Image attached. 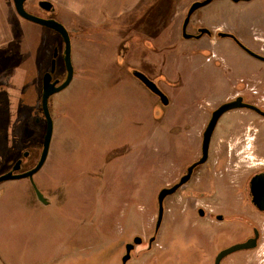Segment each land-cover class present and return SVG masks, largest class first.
Returning a JSON list of instances; mask_svg holds the SVG:
<instances>
[{"label": "rangeland", "instance_id": "1", "mask_svg": "<svg viewBox=\"0 0 264 264\" xmlns=\"http://www.w3.org/2000/svg\"><path fill=\"white\" fill-rule=\"evenodd\" d=\"M40 1L28 0L25 7L30 14L60 22L69 30L73 67L75 17L63 20L57 11L39 9ZM168 1L146 0L145 9L108 21L105 29L79 35L106 40L109 46L104 50L93 48L85 54L113 57L112 66L119 67L118 71L131 72L126 45L133 37L144 43V56L155 52L163 59L172 58V63L182 61L172 77L175 81L164 76L163 70L148 77L172 104L164 105L149 90L139 96L135 93L139 86L132 82L127 86L118 76L119 80L95 81L96 94L89 92L94 80L84 79L72 80L52 95L49 154L33 177L49 204H29L23 189L32 186L28 178L0 183V264H121L124 244L136 235L143 241L155 235L156 241L149 253L143 251L146 242L137 247L129 264L154 260L156 264H215L222 250L247 241L254 225L264 227V217L247 222L225 217L231 197L240 195L244 185L240 171L225 170V160L216 162L214 143L228 123L256 121V155L262 159H250L253 166L247 170L264 167V119L255 112L235 109L220 118L207 161L194 169L182 189L165 199L162 223L155 232L159 193L201 159L202 126L223 104L224 96L233 89L245 91L251 86L264 97V62L246 53L233 39L219 37V33H230L264 56V0H213L198 9L187 28L192 33L195 25L212 31V37L201 39L184 38L182 27L191 5L204 0ZM25 23L48 36L25 30L8 48L0 50V176L25 151L33 155L30 163L39 161L46 133L42 80L50 72L55 50L58 56L53 76L62 82L67 76L60 35ZM136 30L143 35L136 36ZM117 41L125 43L114 54L110 44L116 46ZM122 53L127 56L122 58ZM104 64L94 66L111 69ZM139 70L148 76L153 73L146 65ZM248 95L251 93L245 101H249ZM149 104L154 107V113L149 112L153 120L147 113L141 120V106ZM165 115L171 116L169 123ZM36 118L41 121L35 125ZM135 124L141 127L136 129ZM242 125L236 126L237 136ZM229 136L236 135L230 132ZM200 169L202 174L196 177ZM247 211L253 212L252 208ZM253 253L234 252L221 264H264V238Z\"/></svg>", "mask_w": 264, "mask_h": 264}, {"label": "crops", "instance_id": "2", "mask_svg": "<svg viewBox=\"0 0 264 264\" xmlns=\"http://www.w3.org/2000/svg\"><path fill=\"white\" fill-rule=\"evenodd\" d=\"M41 1H48L54 6V11L52 12H58V16H60L63 20H67L69 17H75V23L74 28L72 30L73 33H75V37L72 39V44L75 47V53H76V63H73L74 67V76L72 80H76V82L82 81L85 79V81L94 80V86L91 85L90 87V93L92 95V92L97 88L95 85V81H101L103 79L109 78L112 80H126V85L129 86V82H132L133 84L140 87V91L136 92L139 96L140 94L143 97V94H145L146 90H149L136 76L135 72H140V68H143L144 65L149 67L151 75H146L143 71L140 73L145 74L147 77H152L153 75H157L158 71H162L164 73V76H166L168 79H174L176 80V77L172 78L177 73L175 71L180 70L181 62H178V60H175L174 63H172V58L163 59L162 57L158 56L157 53L148 54L147 56H144L143 53V46L144 43L138 42L136 40L137 37H133L136 40H132V36L128 37L127 39H131L130 42L126 45V49L128 50V56L125 53L123 54V57L127 56V64L131 67L130 71H118L119 67H113L112 64L115 63V59L113 57H87L86 56V50L93 49V48H101L104 50L106 46H109L108 42L106 40H91V39H84L80 38L81 35L90 34V31H96V29H105V25L108 21L118 19L122 16H130L135 11H141L145 9V1L146 0H41ZM17 12L15 10L14 2L13 0H0V50L8 48L11 44L14 43L16 40L17 34L19 36L23 35L24 31H33L35 33L41 34L43 36H48L47 33L44 31L33 29L30 25L25 23L24 19H19L16 17ZM79 21L83 22L80 23ZM28 22V21H27ZM21 31L18 33V31ZM69 31V30H68ZM137 34L136 36L141 37V34L139 35V30H136ZM70 33V32H69ZM45 34V35H44ZM81 34V35H79ZM71 36V35H70ZM123 42V43H122ZM117 41L116 46L115 43L110 44V47L112 49V53H116V48H118L120 45H124V41ZM108 44V45H107ZM115 46V47H114ZM123 47V46H122ZM121 47V48H122ZM125 55V56H124ZM107 62L110 66L109 68H99L94 65H105L104 63ZM171 64H174L176 66L171 67ZM139 70V71H137ZM117 71V72H115ZM171 72H174L172 74ZM118 76V77H117ZM141 83H137V82ZM97 82V83H98ZM141 84V85H140ZM170 90V89H169ZM150 91V90H149ZM171 91V90H170ZM96 94V93H95ZM154 94V93H153ZM173 94V92H171ZM233 93H228L224 96L223 100L226 99L228 96L232 95ZM157 96V95H156ZM222 100V101H223ZM172 102L169 99V104L171 105ZM167 105V106H168ZM146 107V108H144ZM141 120L144 119V115L147 113L146 117L151 120L152 118L149 116V112L152 111L154 113V107L153 105L149 104L148 106H141ZM166 121L169 123L171 121L170 115H165ZM153 120V119H152ZM151 120V121H152ZM205 126V123L202 126ZM133 127H136V129H139L141 125L135 124ZM174 127V126H173ZM137 132V131H136ZM216 153H220L222 149L220 150L217 144ZM31 186V185H30ZM23 187L25 195L28 199L29 204L37 206L40 204V201L37 199L36 193L34 192L32 186L31 187ZM47 202L49 201L47 197ZM42 204V203H41ZM49 204V203H48ZM263 232V238H264V227L262 228ZM252 256H254V253L252 252ZM254 260V259H253ZM249 261H252L251 258H249ZM233 261H230L231 263Z\"/></svg>", "mask_w": 264, "mask_h": 264}, {"label": "water", "instance_id": "3", "mask_svg": "<svg viewBox=\"0 0 264 264\" xmlns=\"http://www.w3.org/2000/svg\"><path fill=\"white\" fill-rule=\"evenodd\" d=\"M28 0H13L14 2V6H15V10L17 12V14L24 19L25 21L40 25V26H44L50 30L55 31L57 34L60 35L64 47H65V60H66V70H67V76L66 79L63 83H61L60 85L57 86V84L59 83V81H56L55 83H52V77L53 74L56 71V58L58 56V50H55L54 53V57L51 61V69L50 72H48L42 80V88H43V93H42V97H41V109H42V114L44 117V120L46 122V133L44 136V140H43V147H42V152H41V156L40 159L38 161V163L36 164V166L27 171V172H23V173H17L21 170V160H19L13 167L12 171L9 173H6L4 175L0 176V183L5 182V181H10V180H19V179H25L28 178L33 186V189L36 193L37 199L43 203V204H48L46 198L43 196V194L39 191V189L37 188V186L35 185V183L33 182V177L36 173H38L42 167L44 166L48 154H49V149H50V144H51V139H52V135H53V120H52V116H51V112H50V107H49V100L50 97L52 95H54L55 93H58L60 91H62L63 89H65L72 81L73 76H74V69L72 67L71 64V57H70V49H71V36L69 31L65 28V26L63 24H61L60 22L57 21H53V20H46V19H42L39 18L37 16H34L32 14H30L26 7H25V3ZM213 0H204L201 2H194L188 13L187 16L184 20L183 23V27H182V36L186 39H190L191 36L187 34V27L190 23L191 20V16L200 8H203L205 6H207L208 4H210ZM234 2H239L240 0H231ZM246 1H250V0H246ZM38 6L40 9L48 11V12H52L54 11V6L48 2V1H40L38 3ZM201 34L204 33H210L209 29H201L200 30ZM219 37L220 38H231L235 41V43L241 48L243 49L245 52H247L249 55H251L252 57L264 62V56L259 55L255 52H253L252 50H250L248 47H246L243 43H241L234 35L230 34V33H219ZM135 76L151 91L153 92L155 95H157L161 101L163 102L164 105H168L169 104V99L168 97L165 98L162 94V91L159 89V87H157L150 78H148L145 74L140 73V72H135ZM163 96V97H162ZM236 108H249L252 110H256L258 111L262 116H264V112H262L260 109H258L257 107H254L252 105H248V104H244L242 103V99L238 98L237 100L230 102V103H226L222 106H220L217 110H215L212 114L211 120L207 126V129L204 133V137H203V144H202V158L195 164H193L191 167L188 168L187 170V174L180 180V182L171 187V188H165L163 189L158 196V205H159V213H158V219H157V223H156V231L159 230L160 225L162 223V219H163V214H164V201L165 199L176 193V191L183 185H185L192 176L193 170L199 166L204 164L207 159H208V154H209V147H210V142H211V138L212 135L214 133V130L218 124L219 119L221 118V116L233 109ZM36 123L39 124L41 119L40 118H36ZM29 152L26 151L24 153V158L29 156ZM251 188L253 190L255 189H259V190H264V176L260 175V176H256L254 177V179L251 182ZM257 204H259L258 201H256ZM261 208H264L261 207ZM259 238V232L256 231L255 232V237L251 238L249 240H247L244 243H239L236 244L230 248H227L223 251H221L215 261V264H220L221 261L228 255L240 251V250H252L255 249L257 247V241ZM141 243V240H136V242ZM153 241V239H152ZM151 241V242H152ZM132 246L128 245L127 246V253L126 255L123 257L122 259V264H127V262L130 260L131 258V251H132Z\"/></svg>", "mask_w": 264, "mask_h": 264}, {"label": "flooded vegetation", "instance_id": "4", "mask_svg": "<svg viewBox=\"0 0 264 264\" xmlns=\"http://www.w3.org/2000/svg\"><path fill=\"white\" fill-rule=\"evenodd\" d=\"M37 7L39 8L38 4H37ZM201 29H204V28L195 25V31L192 33L187 28V34L191 36V39H201L204 36H208V37H212L213 36V33H212L211 30H210V33L201 34L200 33ZM249 49L252 50L251 48H249ZM253 52H255V51H253ZM65 73H66V71H65ZM56 81H59L57 86L60 85L61 83H63L61 80H57V78H55L53 76L52 77V83H55ZM246 90L243 91V90L233 89L231 92H229V93H233V94L228 96L226 99H224L223 102H222L223 103L222 105H224L226 103L233 102V101L237 100L238 98H241L242 99V103L257 107L262 112H264V97H262V94L260 93L259 89L257 90L256 88H253V87L250 86V87H247ZM42 91H43V88H42ZM248 92L251 93V95H248L249 98L247 100H249V101H245V96L248 94ZM233 95H234V97H232ZM256 103H259V105L256 104ZM217 109H215V110H217ZM236 109H246V110L255 112L258 116H260L261 118L264 119V116H262L256 110H252V109H249V108H236ZM233 110H235V109H233ZM230 111H232V110H230ZM211 117H212V115H211ZM210 120H211V118L208 120V122L206 123V125H205V127H204V129L202 131V134H201L202 144H203L204 133H205V131L207 129V126H208ZM219 121H220V119H219ZM219 121H218V123H219ZM237 122H238V124H236V123H234V124L228 123V125L224 129L225 133H222V134L220 133L219 136L217 135V139H216V141L214 143V153L216 154V162H218V160L219 161L225 160V164L227 166V168H225V170L240 171L242 179L244 181V185H242L240 187V191H239L240 195L235 194L233 197H231V200H230L231 204H229V207L226 208V211H227L226 214L227 215L225 217L229 216L232 219H237V220L242 221V222H247L248 220L251 221L252 219L255 220V218H256L255 221H258L260 217H264V215H263L264 214V208H261V207L264 206V190H259V189L253 190L251 188V182L254 179V177H256V176H260V175L264 176V167L258 168L256 170H247L251 166H253V162L250 161V159L251 160L262 159L261 157H258L256 155V141H257V134L256 133L258 132L257 130H255L256 121L254 119H250L247 122H246V120H243L242 122L241 121H237ZM247 123H248V126H246ZM240 124H244V125H242L241 129L238 130V133L240 134L242 139H239L240 136H237V134L235 132L236 131V126H239ZM217 126H218V124H217ZM217 126H216V128H217ZM216 128H215V130H216ZM215 130H214V132H215ZM242 131H244V133H242ZM230 132H231V135L235 134L236 136H234V137L229 136ZM213 135H214V133H213ZM213 135H212V137H213ZM240 140H242V141H240ZM211 141H212V138H211ZM210 144H211V142H210ZM217 144H218L219 149L220 150L222 149V151L220 153H216V151H215L216 148H217ZM201 148H202V145H201ZM25 152H23V154L21 155L20 158H18L17 160L14 161L13 165L10 167V169L7 171V173L12 171L14 165L19 160H21V165H20L21 170L19 172H17V173L27 172V171L33 169L36 166L37 163L35 165L30 163V161L32 160V157H33L32 153L29 152L30 153L29 156L24 158V153ZM245 162H246V164H242V163H245ZM261 164H262V162H261ZM202 170L203 169H200L197 172V174H196L197 176L196 177H199V175L202 174ZM186 174H187V171L182 177L179 178V180L175 184L169 185L168 187H165V188H171V187L177 185L180 182V180ZM192 175H193V173H192ZM185 185L181 186L178 190L182 189ZM217 188H219V186H217ZM199 191H201V189ZM256 201H258L259 204H257ZM158 207H159V205H158ZM245 207L252 208L253 212L247 211L248 208H246V210H244ZM198 211H200V208H198ZM157 219H158V215H157ZM256 231L259 232V238H258V241H257V247L255 249H252V252L255 251L259 247L260 243L263 240L262 227L255 226V225L253 227L252 236H250L247 240H249L251 238H254ZM155 232L158 233V231H156V229H155ZM152 239H153V241H152ZM136 240H141V243H139L138 241L136 242ZM155 241H156L155 235L153 237H151V238L146 239L145 241H143V239L141 237H139L138 235L134 236L131 242H127L126 244H124L125 252H124V255L121 257V264H122L123 257L127 253V246L128 245H131L133 248H132V251H131V258L127 262V264L132 263V261L134 260V254H136V248L137 247L141 246L144 242H146L147 243V247L145 249H143V251L149 253V252H151L153 250ZM215 261H216V259H215ZM222 261H221V263H222ZM147 262L150 263V264H156L155 260L152 261V262L151 261H147ZM228 264H235V262L233 261V262L228 263Z\"/></svg>", "mask_w": 264, "mask_h": 264}, {"label": "trees", "instance_id": "5", "mask_svg": "<svg viewBox=\"0 0 264 264\" xmlns=\"http://www.w3.org/2000/svg\"><path fill=\"white\" fill-rule=\"evenodd\" d=\"M161 2H162V3L164 2L165 4H167V3L169 4V1H168V0H161ZM165 4H164V5H165ZM27 103H28V102H27ZM49 105H50V104H49ZM33 122H34L35 125L37 124V123L35 122V119H34Z\"/></svg>", "mask_w": 264, "mask_h": 264}]
</instances>
